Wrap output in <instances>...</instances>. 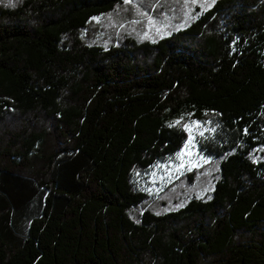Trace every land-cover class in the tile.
Masks as SVG:
<instances>
[{"label": "trees", "instance_id": "trees-1", "mask_svg": "<svg viewBox=\"0 0 264 264\" xmlns=\"http://www.w3.org/2000/svg\"><path fill=\"white\" fill-rule=\"evenodd\" d=\"M0 264H264V0H0Z\"/></svg>", "mask_w": 264, "mask_h": 264}, {"label": "rangeland", "instance_id": "rangeland-1", "mask_svg": "<svg viewBox=\"0 0 264 264\" xmlns=\"http://www.w3.org/2000/svg\"><path fill=\"white\" fill-rule=\"evenodd\" d=\"M186 129L189 137L179 154L172 161L157 165L153 169L154 180L156 181L158 187H161L170 181L176 180L194 169L202 167L209 161L208 155L200 148L199 145V138L206 134V125L193 120L188 122ZM38 205L39 202H36L33 208L38 207ZM31 210L32 209H30L28 213L32 212ZM36 211L34 212L37 213ZM28 213L23 214L19 219V227H21L22 230L26 227L27 220L29 218Z\"/></svg>", "mask_w": 264, "mask_h": 264}]
</instances>
